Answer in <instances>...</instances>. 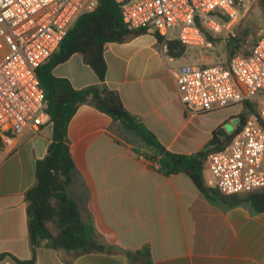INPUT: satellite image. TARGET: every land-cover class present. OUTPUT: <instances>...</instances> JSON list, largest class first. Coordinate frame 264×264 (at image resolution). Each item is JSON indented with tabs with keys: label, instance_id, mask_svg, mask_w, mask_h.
Wrapping results in <instances>:
<instances>
[{
	"label": "crops",
	"instance_id": "0c3cea01",
	"mask_svg": "<svg viewBox=\"0 0 264 264\" xmlns=\"http://www.w3.org/2000/svg\"><path fill=\"white\" fill-rule=\"evenodd\" d=\"M154 34L147 31L129 42L106 44V83L168 151L192 155L224 122L210 117L213 111L185 110L170 70L190 63L184 55L168 56ZM52 73L68 79L74 89L98 82L79 54ZM68 138L81 176L72 196L89 210L108 243L122 249L148 244L154 264H264V212L253 213L247 204L232 206L231 196L207 197L186 173L167 177L151 169L133 153L120 123L92 106L78 109ZM51 139L52 124L46 121L38 131L3 139L0 148V253L23 261L32 257L25 193L35 184L36 162L46 156ZM204 178L207 185V162ZM68 257L42 246L35 264H65ZM0 264L16 263L6 258ZM73 264L128 262L121 253H92Z\"/></svg>",
	"mask_w": 264,
	"mask_h": 264
},
{
	"label": "built area",
	"instance_id": "2783aa9c",
	"mask_svg": "<svg viewBox=\"0 0 264 264\" xmlns=\"http://www.w3.org/2000/svg\"><path fill=\"white\" fill-rule=\"evenodd\" d=\"M130 30L146 29L162 45L211 47L212 34L230 30L239 19L236 0H114ZM99 0H0V137L38 131L48 117L37 71L59 49L77 19ZM227 22H221L220 17ZM187 112L207 113L254 98L264 99V29L248 56L227 65L182 64L171 68ZM264 120V111L259 112ZM207 185L223 196L264 189V125L254 116L234 133L226 150L207 159Z\"/></svg>",
	"mask_w": 264,
	"mask_h": 264
},
{
	"label": "trees",
	"instance_id": "16d2710c",
	"mask_svg": "<svg viewBox=\"0 0 264 264\" xmlns=\"http://www.w3.org/2000/svg\"><path fill=\"white\" fill-rule=\"evenodd\" d=\"M258 3L264 15V0H258ZM219 20L228 21L223 16ZM201 29L205 39L211 43L212 33L203 27ZM146 33V29L130 30L126 27L114 0H99L93 11L77 19L58 51L39 67L37 75L45 95L48 122L52 124V139L46 156L36 162L35 184L25 193L32 257L23 261L11 254L0 253V263L10 258L16 264H35L36 250L45 246L53 251L66 252L69 257L65 264H73L75 258L92 253H121L128 264H154L148 244L138 249H122L108 243L97 232L89 210L72 196L71 190L81 182V176L71 155L68 128L82 105L92 106L120 123L124 139L133 145V153L147 160L151 169L167 177L186 173L207 197L212 194L224 199L216 189L206 185L204 169L209 155L229 147L234 133L245 125L249 114L262 125L264 120L257 106L247 101L244 103L247 115L240 114L237 117L239 126L233 134H227L222 127H218L211 140L195 154L182 155L168 151L139 118L127 111L118 92L109 88L106 83V44L129 42ZM154 35L162 42L159 34ZM254 43L242 53V41L230 38L229 61L238 54L248 56ZM166 47L167 55L173 58L182 57L186 49L178 41H168ZM74 54L81 55L85 64L93 70L97 84L74 89L68 79L53 75V69ZM2 146L3 139L0 137V148ZM228 198L231 199L232 206L247 204L253 213L264 212V189Z\"/></svg>",
	"mask_w": 264,
	"mask_h": 264
},
{
	"label": "rangeland",
	"instance_id": "374dc122",
	"mask_svg": "<svg viewBox=\"0 0 264 264\" xmlns=\"http://www.w3.org/2000/svg\"><path fill=\"white\" fill-rule=\"evenodd\" d=\"M239 11L238 22L230 30L211 34L213 41L211 47L186 48L184 58L190 64L197 65H227L229 62L228 41L230 38L242 41V53L250 49L261 29H264V15L262 14L258 0H236ZM182 64V62L180 63ZM257 106L259 112L264 111V99L254 98L250 101ZM244 106V105H243ZM240 106L223 108L213 111L210 117L223 120V129L227 134H233L239 126L237 118L239 114L247 115V109L241 111ZM198 114V113H196ZM251 117L252 115H248Z\"/></svg>",
	"mask_w": 264,
	"mask_h": 264
}]
</instances>
